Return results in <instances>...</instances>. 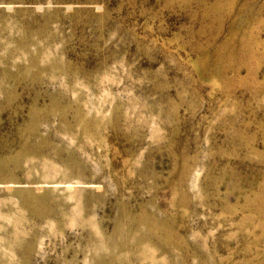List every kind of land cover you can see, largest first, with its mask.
I'll return each mask as SVG.
<instances>
[{
	"label": "rangeland",
	"instance_id": "374dc122",
	"mask_svg": "<svg viewBox=\"0 0 264 264\" xmlns=\"http://www.w3.org/2000/svg\"><path fill=\"white\" fill-rule=\"evenodd\" d=\"M0 264H264V0H0Z\"/></svg>",
	"mask_w": 264,
	"mask_h": 264
}]
</instances>
